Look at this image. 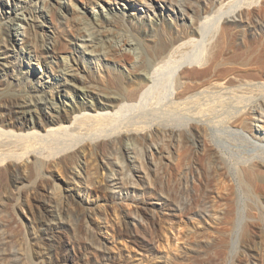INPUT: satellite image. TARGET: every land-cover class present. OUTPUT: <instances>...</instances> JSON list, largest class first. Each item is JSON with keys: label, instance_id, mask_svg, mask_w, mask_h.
<instances>
[{"label": "rangeland", "instance_id": "rangeland-1", "mask_svg": "<svg viewBox=\"0 0 264 264\" xmlns=\"http://www.w3.org/2000/svg\"><path fill=\"white\" fill-rule=\"evenodd\" d=\"M233 4L242 10L217 24V10ZM15 13L25 20L8 24ZM192 29L188 57L202 66L214 35L225 33L219 79L264 76V0H0V92L21 97L34 119L104 107L108 72L146 79L152 92L106 129H138L120 148L66 130L36 147L40 165L22 156L0 163V264H264V174L263 188L240 176L242 162L264 159V87L244 99L203 93L183 102L182 71L162 69L154 83L153 71L130 73L159 34ZM42 99L48 108L34 107ZM199 111L206 129L192 126ZM238 116L243 122L230 125ZM172 123L182 127L160 128ZM85 138L90 150L67 160ZM217 173L238 204L221 215L210 207Z\"/></svg>", "mask_w": 264, "mask_h": 264}, {"label": "bare ground", "instance_id": "bare-ground-1", "mask_svg": "<svg viewBox=\"0 0 264 264\" xmlns=\"http://www.w3.org/2000/svg\"><path fill=\"white\" fill-rule=\"evenodd\" d=\"M241 7L242 5L233 4L226 8V11H222L221 8L218 9L216 12L219 14V21H217V24L222 22L226 26L228 18ZM212 11L213 9H209L206 13L210 14ZM22 16L23 14L20 17L15 13L14 17L10 18L7 22L8 24H11L12 21H14V18H18L19 21H24L25 19ZM193 29L191 32L183 33L184 37H180V34L176 35L175 33L173 34L167 31H165L164 34H159L154 46H150V48L147 49V55L141 56L138 65L136 63H134L136 65H132L133 70L130 71L132 76L137 79L136 77L142 71H148L150 74V71H153V74H151L152 77L149 79L150 81L151 79L157 78V76H159L157 73L162 72L160 71L162 69L163 71L164 69H171L169 71L171 76L177 71H182L177 82L179 89L176 93V98L178 101L183 102L192 100L194 96L202 95L203 93L219 94L224 99H226V96L230 95L244 99L247 94H252L258 88L261 89L264 87V76H260V72H255V74L231 73L230 77H226L225 79L218 78V59L221 55L222 39H224L225 33L223 37L214 35V41L212 40L214 44L211 45L210 53L206 57L208 60L206 65H200V57L195 56L194 60V57L192 56L190 57L192 60L189 59L187 50L189 44L192 43V38L189 36L196 34V31ZM201 31H203L202 28ZM184 39L188 40L185 41ZM126 43L127 42H125V44ZM119 56L124 55L120 53ZM148 57L151 58V61H148ZM154 76L156 77L153 78ZM169 79V82L174 85L175 80H173L172 77ZM145 80L146 79L138 80L137 82H128L123 74L108 72L107 76L104 77L101 82L104 85V88H102L103 94L108 100L104 107L96 106L89 107V109H87L88 107H83L79 109V114H76L77 111L73 108H57L55 110L56 114H50L48 116L42 115L43 117L39 120L34 119L30 111L21 107L22 105H20L19 100L21 97L14 96L9 99L0 92V163L7 160L16 163L15 161L22 156L30 159L27 163L31 162L40 165L44 158L41 155H37L38 149L36 147L41 143H44L48 138L50 139L63 131L66 132V130L73 133L76 132L79 136L86 135L90 137L96 135L97 137H104L108 140L107 145H109L110 148L118 146V148H120L121 142L123 140H129L130 136L135 134L138 129L135 125L123 126L115 132L113 131V133H106V129H110L109 127L111 123H113L112 121L116 119L115 117L118 114L120 115L121 111L137 108V103L140 104L139 102H141L142 104V100L147 98L149 93H152L150 92L151 89H149L150 82ZM154 81L156 82V80ZM154 81L151 80L153 83ZM90 82L94 84L100 83L98 80L94 79L90 80ZM61 85L64 87L71 86L68 80L64 81ZM43 100L44 99H42L41 102H36L34 104L35 106H33L36 107V105L38 106L39 104L43 108L47 107L48 103ZM224 107L225 105H223V108ZM210 111L212 114L215 113V110ZM195 116L198 120L196 124L195 122L192 123V126H204L206 129V125H202L201 123H203V118L208 115L204 113V111H199ZM228 122L230 125L236 127L243 122V119L242 116H238L229 119ZM181 127L182 125L180 123L160 126V128L169 132H174ZM91 142L92 141L89 140V138L83 139L79 144L70 149V152L65 155L66 159L71 162L76 158L82 157L85 152L90 150ZM256 163L257 165L247 166L248 162H242L240 176L244 182L249 183L254 187L256 184H259V188H263L260 181L264 174V171L262 170L264 168V159H260L259 161H256ZM13 170L15 178L20 180L22 175H24L22 173L23 168L21 166H16L15 164ZM77 173L78 171L74 170L72 172L75 176ZM214 179L215 186L210 199V207L220 215L225 210H236L238 204L232 199L234 196L233 187L223 180L221 174H215ZM69 193V196L71 197L74 194H72V191ZM254 207V205L250 206V208Z\"/></svg>", "mask_w": 264, "mask_h": 264}]
</instances>
